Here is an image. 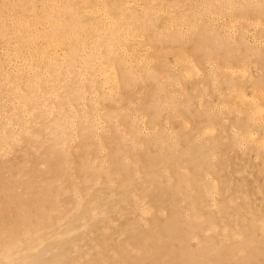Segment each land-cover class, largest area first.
Wrapping results in <instances>:
<instances>
[{
  "label": "bare ground",
  "instance_id": "1",
  "mask_svg": "<svg viewBox=\"0 0 264 264\" xmlns=\"http://www.w3.org/2000/svg\"><path fill=\"white\" fill-rule=\"evenodd\" d=\"M0 264H264V0H0Z\"/></svg>",
  "mask_w": 264,
  "mask_h": 264
}]
</instances>
